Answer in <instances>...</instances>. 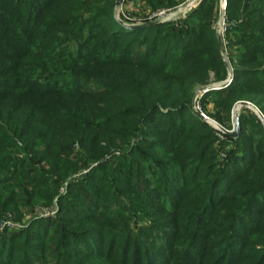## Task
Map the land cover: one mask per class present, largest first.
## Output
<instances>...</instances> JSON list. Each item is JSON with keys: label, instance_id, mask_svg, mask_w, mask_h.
<instances>
[{"label": "trees", "instance_id": "trees-1", "mask_svg": "<svg viewBox=\"0 0 264 264\" xmlns=\"http://www.w3.org/2000/svg\"><path fill=\"white\" fill-rule=\"evenodd\" d=\"M218 6L124 28L110 0H0V222L57 205L0 230V264H264V124L218 139L191 104L227 77ZM225 17L233 78L202 103L227 125L264 117V0Z\"/></svg>", "mask_w": 264, "mask_h": 264}, {"label": "rangeland", "instance_id": "rangeland-1", "mask_svg": "<svg viewBox=\"0 0 264 264\" xmlns=\"http://www.w3.org/2000/svg\"><path fill=\"white\" fill-rule=\"evenodd\" d=\"M113 2V9H112V18L118 22L121 26H123L124 28H130L131 26H135V25H143L147 22L153 23V22H160V23H178L180 21H182L183 19H185L188 14L193 11L198 4L200 3L201 0H196V2L194 3V6L183 16V14H176V16L170 17L166 20H162L164 18L165 15H167V13L169 12H174L177 10V7L179 5H183V3H185L187 0H183L180 3H178L177 5H174L170 8H166L163 17L158 20V19H153L152 15L160 9L164 8H160V9H156L155 11H149L147 9L146 6H144L140 1L138 0H120L118 5L114 4L115 0H110ZM220 0H219V6L218 9H216V14H215V22H214V27L217 33V36L221 39L222 45L224 50L221 51V55L224 59V61L227 63V65L229 64L228 62V56H227V52H226V48H225V44L226 41L223 39V32H217V28L216 25L218 23V19L220 16ZM225 13V10H224ZM225 26H226V20H225ZM225 29V27H224ZM220 48V47H219ZM224 80H213V76L212 73H210V77L208 79V83L207 84H197L194 88V93H193V98H192V109L194 112H196L197 114L199 113V111H202L207 117H209L210 119L216 121L217 123H219L220 125L224 126L226 125L225 123H223L222 121H218L217 119H215V117L213 116V105L212 102H206L205 105H203L202 103V96L204 94V91L201 96H200V91H202V89H204L205 86L207 85H216L215 88L213 89H221L224 88L226 86H224L222 84ZM221 83V84H220ZM219 85V86H217ZM197 97V98H196ZM195 98L198 100L199 103V107L194 108V103H195ZM196 104V103H195ZM235 106V105H234ZM234 106L231 108V118H229L228 120V128L224 127L226 130L230 131L233 129L234 126V120H233V108ZM242 107H246V106H242ZM242 107H237L234 110V114H237L238 117V113L241 110ZM249 109H251V111L254 112L255 115H257V110L255 107H247ZM258 116V115H257ZM202 118V117H201ZM203 119V118H202ZM209 126H211L210 122L208 120L203 119ZM213 123V122H211ZM226 125V126H227ZM212 127V126H211ZM213 129H215L213 127ZM216 130V129H215ZM215 134L217 135L218 139L222 137L223 133L220 131L215 132ZM219 144L215 143V147L218 149L217 151V156L219 159H223L225 157V150L226 148H223L222 150H220V148H218ZM75 150H78L76 148V146H74ZM95 162L90 163L89 165H94ZM88 167H84L82 169H80L79 171H77V173H75L70 179H78L79 177H82V175L87 171ZM65 184L66 182L63 181L60 185V187L58 188L60 193H63L65 191ZM22 210H20V213H13V214H9L7 213L5 215V218L0 222V230H3L4 228H13V227H20V226H24L25 223H27V221H29L32 218H38L40 216H48V217H54L57 211V205L55 202V198L52 200V204L50 205H42L41 203H37L34 206H32L31 208L24 210V208H21ZM19 216V217H17Z\"/></svg>", "mask_w": 264, "mask_h": 264}, {"label": "built area", "instance_id": "built-area-1", "mask_svg": "<svg viewBox=\"0 0 264 264\" xmlns=\"http://www.w3.org/2000/svg\"><path fill=\"white\" fill-rule=\"evenodd\" d=\"M195 2H196V0H187L185 3H183V5H179L177 7L176 11L167 13V15H165L162 20H166V19H168L170 17L176 16V14H183V16H184L194 6ZM225 7H226V0H220V10H221V12H220V16H219V19H218V23L216 25L218 33L221 32V31L223 32L224 27H225V20H226L225 13H224ZM165 9L166 8H164V10L163 9L157 10L152 15V18L160 20L163 17L164 12L166 11ZM232 78H233L232 67L230 66V64H228L227 77L222 82V84L224 86H227L231 82ZM203 92H204V89H202V91H200V96H201V94ZM196 98L194 100L195 103H196V104L194 103V108L199 107V103H198V100ZM253 107H255V106L253 105ZM256 110H257V114L262 115L261 112L257 108H256ZM199 113L201 115H203L202 118L205 119V120H208L210 122L211 126L214 127L217 131H220L222 133H226L225 132L226 129L222 125H220L216 121H214V120L210 119L209 117H207L202 111H199ZM211 122H213V123H211Z\"/></svg>", "mask_w": 264, "mask_h": 264}, {"label": "water", "instance_id": "water-1", "mask_svg": "<svg viewBox=\"0 0 264 264\" xmlns=\"http://www.w3.org/2000/svg\"><path fill=\"white\" fill-rule=\"evenodd\" d=\"M119 1H120V0H115V1H114V4H115V5H118ZM145 24H149V22H147V23H145ZM218 44H219V47H220L221 51H223L224 48H223V45H222L221 39H220L219 37H218ZM217 86H219V85H217ZM215 87H216V85H212V84H211V85H207V86L204 87V91H208V90L213 89V88H215ZM242 106L253 107V104H251V103L248 102V101H239V102H237V103L235 104V106H234V108H233V120H234V126H233V129L230 130V131L225 130L226 133H228L229 135H231V136H233V137L238 135V129H239L238 117H237V114H234V110H235L237 107H242ZM198 115H199L200 117H203V115H201L200 113H198ZM257 115H258V117L261 119L262 123L264 124V117H263L262 115H259V114H257Z\"/></svg>", "mask_w": 264, "mask_h": 264}]
</instances>
